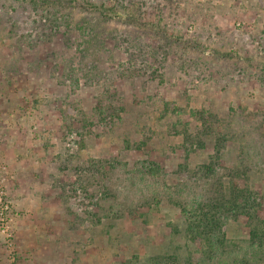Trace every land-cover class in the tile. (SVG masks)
Returning a JSON list of instances; mask_svg holds the SVG:
<instances>
[{"label":"rangeland","instance_id":"rangeland-1","mask_svg":"<svg viewBox=\"0 0 264 264\" xmlns=\"http://www.w3.org/2000/svg\"><path fill=\"white\" fill-rule=\"evenodd\" d=\"M50 1L0 0V264L144 262L184 246L172 228L183 225L180 209L164 196L142 205L149 191H138L136 166L148 158L176 169L173 126H195L189 112L202 107L242 123L263 157L264 0H72L104 3L109 17ZM158 24L205 44L163 54V77L150 74L152 58L113 45L138 31L157 39ZM130 64L147 73L121 79ZM213 153L208 144L192 154L193 166ZM259 162L252 180L264 192ZM166 179L158 189L179 182ZM226 230L250 235L234 221Z\"/></svg>","mask_w":264,"mask_h":264},{"label":"trees","instance_id":"trees-1","mask_svg":"<svg viewBox=\"0 0 264 264\" xmlns=\"http://www.w3.org/2000/svg\"><path fill=\"white\" fill-rule=\"evenodd\" d=\"M52 1V4L65 8H84L105 17L113 15L109 14L112 8L104 3L98 5L90 1ZM128 19L144 26L151 25L150 20L142 22L137 18ZM68 23L70 26V22ZM158 26L157 39H149L148 33L138 31L137 34L129 33L122 42L117 40L113 45L126 50L130 59L152 58L151 66L157 65L151 69L150 74L154 77H163L164 74L158 73L163 68L162 55L173 51L174 46L180 45L186 54L203 52L205 44L174 38L165 26ZM79 28L83 29L80 25ZM108 39L111 41L113 37L108 36ZM101 43V47L107 49L104 41ZM190 61L198 64L197 61ZM140 69L135 64H130L127 69L120 71L121 79H133L136 74L146 72V68ZM168 106L166 103L165 108ZM188 118L196 121L195 126L180 120L179 130L176 125L173 126L177 135L182 137L174 148V153L180 158L176 169H166L148 158L139 161L136 166L138 191H149L145 196L141 194L144 200L142 205H151L152 201L159 202V198L164 196L180 209L183 225L170 226L172 225L174 232L182 234L185 245L152 255L144 262L132 259L125 260L122 264H264V192L252 180L253 172L256 169L259 171V161L264 159L262 148L248 142L242 123L232 124L210 107L191 109ZM236 143V154L229 161L226 158L227 149L229 145ZM208 144L212 145L214 153L208 160L193 166L192 154L205 149ZM137 150L140 151L141 146H137ZM169 175L177 176L179 182L174 185L166 181L165 190L158 189L157 178L167 180ZM135 213L136 216L139 215L137 208ZM230 221L249 227V237L240 240L230 238L226 230Z\"/></svg>","mask_w":264,"mask_h":264},{"label":"built area","instance_id":"built-area-1","mask_svg":"<svg viewBox=\"0 0 264 264\" xmlns=\"http://www.w3.org/2000/svg\"><path fill=\"white\" fill-rule=\"evenodd\" d=\"M1 200H2V197L0 196V201H1ZM3 219H4V218H3ZM3 225H5V223H4ZM5 230H7V227H6V226L4 227V231H5Z\"/></svg>","mask_w":264,"mask_h":264}]
</instances>
